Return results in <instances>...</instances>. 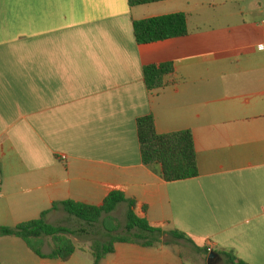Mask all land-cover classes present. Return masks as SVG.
<instances>
[{"label": "crops", "instance_id": "0c3cea01", "mask_svg": "<svg viewBox=\"0 0 264 264\" xmlns=\"http://www.w3.org/2000/svg\"><path fill=\"white\" fill-rule=\"evenodd\" d=\"M173 14L186 36L136 44L134 22ZM163 64L173 73L147 90L143 69ZM149 115L158 134L192 133L197 177L165 182L142 164L136 122ZM112 192L167 244L116 243L100 264H186L177 244L264 264V0H0V227L46 212L78 232L67 262L0 237V263L93 264L106 231L60 203L99 207ZM126 212L110 214L120 233Z\"/></svg>", "mask_w": 264, "mask_h": 264}, {"label": "trees", "instance_id": "16d2710c", "mask_svg": "<svg viewBox=\"0 0 264 264\" xmlns=\"http://www.w3.org/2000/svg\"><path fill=\"white\" fill-rule=\"evenodd\" d=\"M161 1L165 0H128V3L129 6L134 7ZM187 33V17L184 14L167 15L133 23V35L137 45L184 37ZM172 73L171 64L145 67L143 78L147 90L161 88L165 84V79ZM136 127L142 164L150 168L159 166L162 180L176 182L199 175L193 135L190 131L158 134L151 115L139 118ZM122 203L127 205V212L125 226L120 233L119 224H116L110 214ZM60 206L68 215L91 226L101 223L106 231L105 242L98 240L91 242L90 254L93 264H100L106 256L113 253L116 243H135L143 247H154L164 243L162 238L165 232L162 229L150 227L146 221L139 219L134 213L135 202L126 199L122 193H110L99 207L73 201L62 202ZM45 216L46 212L42 213L38 219L22 223L14 228L0 227V237L20 238L41 259L69 261L75 252V245L71 238L78 232L65 227L51 226L47 224ZM170 235L176 240L188 241L187 237L178 231H172ZM45 239H49L51 243L49 254L42 252ZM204 253L207 260L209 252L205 250ZM227 259L230 264H243L240 261L235 262L236 259L228 255Z\"/></svg>", "mask_w": 264, "mask_h": 264}, {"label": "rangeland", "instance_id": "374dc122", "mask_svg": "<svg viewBox=\"0 0 264 264\" xmlns=\"http://www.w3.org/2000/svg\"><path fill=\"white\" fill-rule=\"evenodd\" d=\"M182 244H177V249L181 252L186 264H207L206 258L202 255H198L192 251V248L188 245L180 246ZM208 256V255H207ZM211 264H222L220 262L214 261Z\"/></svg>", "mask_w": 264, "mask_h": 264}, {"label": "water", "instance_id": "95a60500", "mask_svg": "<svg viewBox=\"0 0 264 264\" xmlns=\"http://www.w3.org/2000/svg\"><path fill=\"white\" fill-rule=\"evenodd\" d=\"M215 254H210L208 257H207V264H211L214 259H215Z\"/></svg>", "mask_w": 264, "mask_h": 264}, {"label": "built area", "instance_id": "2783aa9c", "mask_svg": "<svg viewBox=\"0 0 264 264\" xmlns=\"http://www.w3.org/2000/svg\"><path fill=\"white\" fill-rule=\"evenodd\" d=\"M208 252H210V251H208Z\"/></svg>", "mask_w": 264, "mask_h": 264}]
</instances>
